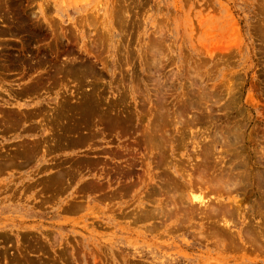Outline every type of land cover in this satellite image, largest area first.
I'll return each instance as SVG.
<instances>
[{"label": "rangeland", "instance_id": "rangeland-1", "mask_svg": "<svg viewBox=\"0 0 264 264\" xmlns=\"http://www.w3.org/2000/svg\"><path fill=\"white\" fill-rule=\"evenodd\" d=\"M0 264H264V0H0Z\"/></svg>", "mask_w": 264, "mask_h": 264}, {"label": "bare ground", "instance_id": "bare-ground-1", "mask_svg": "<svg viewBox=\"0 0 264 264\" xmlns=\"http://www.w3.org/2000/svg\"><path fill=\"white\" fill-rule=\"evenodd\" d=\"M155 132V131H154ZM153 132V133H154ZM155 135V134H154ZM160 136H161V134H160ZM156 137V136H155ZM159 137V136H158ZM150 139V138H149ZM151 140V139H150ZM161 140V139H160ZM154 142V141H153ZM157 144V143H156ZM230 175V174H229ZM239 177V176H238ZM234 178V177H233ZM229 179V178H228ZM230 180H232V179H230ZM211 183V182H210ZM217 184V183H216ZM173 209V208H172Z\"/></svg>", "mask_w": 264, "mask_h": 264}]
</instances>
